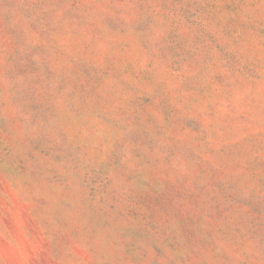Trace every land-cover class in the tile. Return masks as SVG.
Here are the masks:
<instances>
[{
    "label": "rangeland",
    "instance_id": "374dc122",
    "mask_svg": "<svg viewBox=\"0 0 264 264\" xmlns=\"http://www.w3.org/2000/svg\"><path fill=\"white\" fill-rule=\"evenodd\" d=\"M0 264H264V0H0Z\"/></svg>",
    "mask_w": 264,
    "mask_h": 264
}]
</instances>
